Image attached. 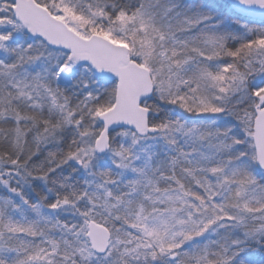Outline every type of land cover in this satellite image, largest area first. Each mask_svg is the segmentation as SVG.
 Masks as SVG:
<instances>
[{
    "label": "snow or ice",
    "instance_id": "snow-or-ice-1",
    "mask_svg": "<svg viewBox=\"0 0 264 264\" xmlns=\"http://www.w3.org/2000/svg\"><path fill=\"white\" fill-rule=\"evenodd\" d=\"M0 264H264V0H0Z\"/></svg>",
    "mask_w": 264,
    "mask_h": 264
}]
</instances>
